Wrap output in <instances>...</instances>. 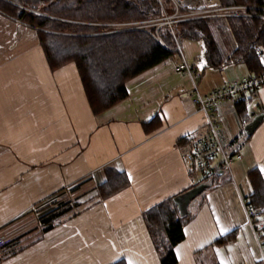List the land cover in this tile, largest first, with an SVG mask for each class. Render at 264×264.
I'll use <instances>...</instances> for the list:
<instances>
[{
	"label": "crops",
	"instance_id": "0c3cea01",
	"mask_svg": "<svg viewBox=\"0 0 264 264\" xmlns=\"http://www.w3.org/2000/svg\"><path fill=\"white\" fill-rule=\"evenodd\" d=\"M183 51L202 73L203 94L250 75L244 65L207 67L202 41L183 39ZM181 59L175 53L129 80L128 97L96 115L76 65L52 69L37 30L0 12V264H161L143 213L196 184L185 151L207 124L187 95L190 76L175 70ZM244 106V113L229 102L213 109L235 159L192 202L176 264H263L245 201L249 171L264 168V119L250 136L245 126L264 113V88ZM108 167L126 172L130 185L102 200L97 186ZM88 186L95 202L76 197L83 204L76 215L45 234L39 222L32 227L47 200ZM233 231V241L216 245Z\"/></svg>",
	"mask_w": 264,
	"mask_h": 264
},
{
	"label": "trees",
	"instance_id": "16d2710c",
	"mask_svg": "<svg viewBox=\"0 0 264 264\" xmlns=\"http://www.w3.org/2000/svg\"><path fill=\"white\" fill-rule=\"evenodd\" d=\"M162 2L167 12H174L172 0ZM216 5L257 7L261 9L247 11L264 14V0H217ZM0 12L37 29L41 47L52 69L69 63L76 65L88 102L96 115L128 97L129 80L175 54L170 50L175 46L174 36L167 26L160 27L159 35L164 44L143 30L109 32L119 23L161 17L163 9L159 0H0ZM214 28L230 32L234 45L228 51L229 56L215 37ZM173 29L182 39L203 42L209 68L244 65L250 74H258L264 67L263 17H213L178 22ZM244 105H238L242 113ZM105 174L106 179L97 186V195L102 200L130 185L124 171L108 167ZM248 180L252 188L249 204L264 208V172L253 168L248 173ZM174 197L143 213L161 264L177 263L174 249L184 240V227L192 218V213L184 217L180 215ZM56 202L58 208L48 210L38 218L40 234L60 225L83 208L76 198ZM236 233L233 231L222 236L216 245L233 241Z\"/></svg>",
	"mask_w": 264,
	"mask_h": 264
},
{
	"label": "built area",
	"instance_id": "2783aa9c",
	"mask_svg": "<svg viewBox=\"0 0 264 264\" xmlns=\"http://www.w3.org/2000/svg\"><path fill=\"white\" fill-rule=\"evenodd\" d=\"M159 1L163 9V16L139 22H130L125 25L122 24L123 28L119 26L111 32L143 30L164 44L159 33L152 32L151 28L156 27L155 30L162 26L172 28L175 46L170 50L180 54L182 57L175 70L190 76L192 88L187 95L192 97L197 108L207 115L206 128L195 144L185 151V160L191 168V177L194 182H208L220 172L230 173L235 159L234 155L226 152L220 141L218 135L219 125L213 114V109L220 102H229L236 106L241 103L248 105L250 101L258 98L260 91L264 88V67L258 74H250L225 81L209 93L203 94L198 86V80L201 78L202 73L185 58L183 39L175 34L173 25L178 22L213 17L259 16L264 18V14L247 11L261 9L257 7L242 5L220 7L216 5L217 0H197L194 5H187L181 0H172L175 10L172 13H168L162 0ZM245 206L246 220L254 231L256 242L260 249L261 260L264 264V208L252 206L248 200L245 201ZM3 244L4 238L0 232V246Z\"/></svg>",
	"mask_w": 264,
	"mask_h": 264
},
{
	"label": "rangeland",
	"instance_id": "374dc122",
	"mask_svg": "<svg viewBox=\"0 0 264 264\" xmlns=\"http://www.w3.org/2000/svg\"><path fill=\"white\" fill-rule=\"evenodd\" d=\"M181 1H183V3H185V4H187V5H194L195 3H197V1H191V2H188L189 0H181ZM167 11V10H166ZM169 13V12H168ZM163 16V15H162ZM20 21V20H19ZM142 21H144V20H142ZM22 22V21H21ZM136 22H139V21H136ZM22 23H24V22H22ZM128 23H130V22H128ZM25 25H27V26H30V25H28L27 23H24ZM125 25V24H127V23H119V24H116V25H119L121 28H123L124 26H121V25ZM119 26H116V28H118ZM32 27V26H31ZM167 27H169V26H167ZM115 28V29H116ZM154 28H156V27H154ZM170 28V30H172V28L171 27H169ZM37 30V29H36ZM109 32H111V31H109ZM154 32H157V33H159V34H161V31H160V27L158 28V29H156ZM214 33H215V37L217 38V40L219 41V43L221 44V46H222V49H223V51H224V53L227 55V53H228V51L231 49V48H233V45H234V43H233V39H232V36H231V34H230V32L229 31H225V32H221V31H218V30H216L215 28H214ZM175 42V41H174ZM195 183L196 184H199V183H202V181L200 182V181H198V182H196L195 181ZM207 183V182H206ZM83 189V190H82ZM82 189H79V190H77L72 196L73 197H69V198H67V199H60V198H58V199H56V200H54L55 198H53V199H50V200H47L46 201V203H44V207L43 208H40L39 210H37L35 213H36V216L34 215V216H31L32 217V219L34 220V222H32V227L35 229V228H37V222H39V217L44 213V212H46V211H48V210H52V209H55L56 207L58 208V205L59 204H56L57 202L56 201H58L59 202V200H62V201H69V200H72L73 198H76L77 197V199H81V200H85L86 202H88V201H95L96 199V197H97V195H96V192H92L91 191V187L90 186H88V188H82ZM83 191H89V194L87 195V194H85L86 196H84V197H82V192ZM59 197V196H58ZM82 197V198H81ZM194 203V202H193ZM193 203H192V205H193ZM61 208V207H60ZM59 208V209H60ZM59 209H57V210H59ZM31 228V227H30ZM33 229V230H34ZM25 232H27V231H25Z\"/></svg>",
	"mask_w": 264,
	"mask_h": 264
},
{
	"label": "water",
	"instance_id": "95a60500",
	"mask_svg": "<svg viewBox=\"0 0 264 264\" xmlns=\"http://www.w3.org/2000/svg\"><path fill=\"white\" fill-rule=\"evenodd\" d=\"M264 119V113L256 115L250 122L245 126V131L248 136L252 135L257 127L261 124ZM222 174V172H220ZM209 187L208 183L202 182L193 186L192 188L176 195L174 197V203L177 206V209L182 217L190 214V205L191 203L207 188Z\"/></svg>",
	"mask_w": 264,
	"mask_h": 264
},
{
	"label": "snow or ice",
	"instance_id": "6c2138e0",
	"mask_svg": "<svg viewBox=\"0 0 264 264\" xmlns=\"http://www.w3.org/2000/svg\"><path fill=\"white\" fill-rule=\"evenodd\" d=\"M261 170L264 171V168H262Z\"/></svg>",
	"mask_w": 264,
	"mask_h": 264
},
{
	"label": "bare ground",
	"instance_id": "6f19581e",
	"mask_svg": "<svg viewBox=\"0 0 264 264\" xmlns=\"http://www.w3.org/2000/svg\"><path fill=\"white\" fill-rule=\"evenodd\" d=\"M192 204V203H191ZM191 206V205H190ZM263 208V207H262Z\"/></svg>",
	"mask_w": 264,
	"mask_h": 264
}]
</instances>
